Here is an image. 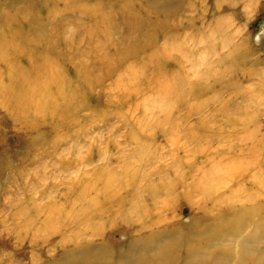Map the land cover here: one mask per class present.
<instances>
[{"label":"rangeland","instance_id":"rangeland-1","mask_svg":"<svg viewBox=\"0 0 264 264\" xmlns=\"http://www.w3.org/2000/svg\"><path fill=\"white\" fill-rule=\"evenodd\" d=\"M34 1L48 36L53 40L61 35L59 50L50 56L59 80L44 79L47 90H54L61 79L72 83L77 86L74 97L79 106L68 108L61 117L52 115L47 103L42 107L44 101L35 106L39 96L34 93L27 112L17 117L18 113L9 112V96L0 94V264H76L74 250L79 248L91 249L92 254L98 249L95 254L113 257V264H124L118 257L133 249L136 257L146 256L150 264L172 260L184 264L193 258L210 264L215 252L195 253L215 230L217 219L229 229L222 240L209 243L218 254L229 256L216 264H253L252 251L240 254L238 244L264 228V221L260 228L253 225L264 218V0H182L184 8L180 0H171L177 9L166 16L167 28L161 26L163 16L149 17L140 10L146 4L142 0L131 3L130 16L119 8L125 0H86L93 10L80 20L78 29L63 11L67 0ZM23 3L0 0V12L13 13ZM56 17H63L57 29L51 23ZM102 17L108 20L109 31L108 24L98 23ZM131 22L138 28L133 30ZM7 27L18 34L15 23ZM127 33L142 40L129 42L132 51L107 73L103 66L97 67V54L108 57L109 65L118 60L116 48ZM111 42L116 46L109 47ZM120 47L121 53L129 48ZM159 51L167 61L145 66L142 57ZM20 64L29 66L25 59ZM157 65L162 71L158 76ZM87 67L90 89L82 87L88 79L84 78ZM8 69L0 64V84L9 83L4 76ZM133 73L136 77L143 73L134 83L141 86L134 90L132 83L127 92L122 78ZM182 78L183 88L174 90L170 101L157 95L159 82L172 87ZM19 95L29 100V92ZM165 106L169 121L159 122ZM185 114L187 118L169 136L175 129L172 124ZM190 123L196 137L182 134ZM141 145L144 151L139 152ZM255 148L261 155L255 154ZM118 169L125 175L115 173ZM204 176L208 190H194V183ZM162 177L174 184L172 191L160 187ZM94 179L98 184L108 179L116 186L135 187L116 195L126 199L120 208L112 202L98 205L100 194L95 196L93 206L104 212L96 217V225L81 228L85 238L70 239L72 229L60 228L55 219L71 208L80 192L84 198L73 211L89 202L96 190L89 185L82 188ZM147 181L150 186L136 199L137 185ZM151 183L157 190L155 204ZM134 206L139 210L133 213ZM49 214L56 217L47 219ZM91 214L92 210L85 215ZM243 216H250V223L228 225ZM176 233L187 244L176 243L175 255L163 257L162 245L171 246Z\"/></svg>","mask_w":264,"mask_h":264},{"label":"bare ground","instance_id":"bare-ground-1","mask_svg":"<svg viewBox=\"0 0 264 264\" xmlns=\"http://www.w3.org/2000/svg\"><path fill=\"white\" fill-rule=\"evenodd\" d=\"M136 0H125L124 4L120 5L119 8L122 11L123 14H128L129 16L132 15V7H131V3L134 2ZM144 1L146 4H144L143 6H141L140 10L143 12H146V14L150 17L152 15H156V16H163L162 18V23L161 26L162 28H167V20H166V16L168 15H173L177 9L175 6H171L170 5V1L171 0H142ZM7 2V1H6ZM10 2V0H9ZM81 3V7L79 6ZM180 4H184V2H182V0H180ZM8 3V2H7ZM25 3V4H24ZM23 5H21L20 9L15 10L13 13H8V14H1L0 12V64L1 63H5L6 67H8L9 69L6 70V72L4 73V76L8 78L9 83L8 84H0V94L2 96L4 95H8L9 96V102L8 103V108L10 109L9 112H14L18 113L17 117H20L21 115L23 116L28 109V106H30V104L34 101V93L35 95L38 94L39 98L37 100V102L35 103V106L39 107L38 105L44 101L42 107L47 106L46 103L48 104L47 107V111H49L50 113H52V115L54 114H58V116H62L64 115L65 111L70 109H76L79 106V102L76 101V87L72 85V83H67L65 81H63L61 79V81H58V83L56 84V88H54V90H51L50 92L47 90V86L46 83L44 82V79L47 78H51V79H55L59 80L58 77V70L56 72V68L53 66L54 64L51 62L50 60V56L53 52H55V50H59L58 49V45H60V39L61 37H59L60 34L56 35V38H54L52 40L51 36H48L49 34L47 33V27L46 24H44V22L41 19V16H36L38 15V7H37V3L34 0H24ZM11 4V3H9ZM83 4V5H82ZM1 5V4H0ZM8 5V4H7ZM180 5V6H181ZM6 7V6H5ZM84 7H86L85 10ZM183 7V5L181 6ZM184 8V7H183ZM183 8H181V10H183ZM93 10V7L90 6L89 4H86V0H67V3L64 4L63 7V11L67 12V15L72 17L75 20V24L77 25V29L79 27H81L80 25V20H82L85 17V14H90L91 11ZM6 11V10H5ZM68 16H64V17H68ZM103 16V15H102ZM43 18V17H42ZM69 18V17H68ZM67 18V19H68ZM100 20L98 21V23L104 24L103 26H105L106 24H108V20L104 19L102 17L99 18ZM22 20V22H21ZM98 20V19H97ZM16 24V32L18 34H16L15 32H10L11 30H9V24ZM26 23V24H24ZM51 23H53V26L59 27L62 26L63 24V17L61 18H54V20L51 21ZM84 25V24H82ZM20 26H25V28L21 29ZM86 27V26H85ZM131 27L134 29L138 28V24L135 22H131ZM101 27H99L98 29H100ZM24 29L26 31H28V34H24ZM88 29V28H87ZM110 29V24H108L106 26V30L109 31ZM103 30V29H101ZM46 31V34L45 32ZM86 32V31H85ZM61 36V35H60ZM110 36L105 38L106 43L110 42ZM91 39H92V35H91ZM138 42L139 40H142L141 38H135L133 37V34L131 35V33H127L125 35H123V39L121 44L124 45V47L129 46V48H125L123 53H121L120 51L121 49V44H118V40L116 41V43L119 45V48L117 49V53L118 55H116L118 58V60H116L112 65L107 64L108 63V57L104 56V55H100L97 54L95 61H99L96 62L97 67L103 66L102 69H105L106 73L114 66L118 65L120 62H122V60L124 59V56L127 55L128 53H130L132 51V46L129 44V42ZM113 45L116 46L115 42L112 43L110 45H108L109 47ZM65 46H68V44L66 43ZM106 46V47H108ZM106 47L104 49H106ZM108 47V49H109ZM119 50V52H118ZM109 55V54H108ZM115 55V54H114ZM133 55H135L133 53ZM110 56V55H109ZM143 62L145 63V66H149L151 64H154V62H165L167 61L166 59L168 58L167 55H165L163 52L159 51L157 54L154 53H148L146 55H144L143 57ZM22 59H25L26 61L29 62V66L28 67H22L20 64V61ZM19 60V62H18ZM80 60V59H79ZM107 60V61H106ZM156 74L161 75L162 71L159 68V66H156ZM163 67H166L165 65ZM87 71H88V67L86 68V71L84 72V78L86 79V77L88 78L89 76L87 75ZM180 73L184 74V71H181ZM143 76V73L140 74L139 76H135V74H131L130 76H127L124 78H122L126 84L128 85V90H125L127 92L131 91L130 90V86L132 85V83H137V81L141 80V77ZM19 82H21V86L20 87H16L17 83L19 84ZM146 80H143V86L146 87ZM183 78L180 81H177L176 83H173L172 87H169L167 84H163L161 85L160 82L158 83L159 88H158V96L161 97L162 100L165 101H170L171 99V95L172 92H174V90H176L178 87L180 89H182V85L184 84ZM147 84H148V78H147ZM140 84L136 85L134 84V90H136L139 87ZM92 86V82L90 81V79L88 78L84 84L82 85L83 88H88L90 89V87ZM141 86V85H140ZM261 86V85H260ZM259 86V87H260ZM140 88V87H139ZM41 89L40 95L38 93V90ZM142 89V88H141ZM179 89V90H180ZM11 90V92H9ZM263 90V85L261 86V90L259 88V92H261ZM26 92L28 94H30L29 98V102L27 100H23L20 98V93L22 92ZM189 91V90H188ZM188 91H185V94H188ZM65 93V94H64ZM27 96V95H26ZM75 96V97H74ZM33 99V100H32ZM178 101V99H176V97H174V101ZM81 104H83L81 102ZM161 111H163V117L161 120H159V122H166L169 121V112H167V106L163 107L161 109ZM21 112V113H20ZM171 118V117H170ZM187 118L186 114L182 115L180 117V119L178 120V123L172 124L173 128H175L174 130L170 131L168 133L169 136L174 135V132L179 129L177 127H179L180 120H185ZM61 123H63L64 121H60ZM70 123V119L69 121L67 120L66 124ZM173 123V122H172ZM192 125L193 124H186L185 125V130L183 129V135L192 138V137H196V129H192ZM198 134V132H197ZM260 149V148H259ZM139 152L144 151V146L141 145L140 148H138ZM255 154L258 152V154L261 155V151L258 149H254ZM264 168V166H262ZM117 170V169H116ZM119 172H115L121 175L124 174V170L122 169H118ZM125 175V174H124ZM144 178H146V176H144ZM177 182L179 180H181L182 175H179L177 177ZM135 178H133L134 180ZM163 181L160 183V187H164L167 188L168 190L172 191V189H170L171 185H174L173 183H170L169 181H166V179H164V177H162ZM200 183H194L193 185V189L194 190H198L200 192H205L208 189V185L206 183V177L204 176ZM147 184V186H146ZM171 184V185H170ZM88 185L90 186V188L95 191V194H93L92 196H90L89 198V202L81 204V206L79 207V210H77V212L75 213L73 211L74 207H75V203H79L81 200H83V194L80 192L78 198L76 199V201L74 203H72L71 208L63 213V215L58 218L59 216H54L52 214H49L47 216V219H52L54 217H56L55 220L59 221L58 225L60 226V228H67V229H72V236L70 237V239H75L78 240V238H85V231L81 228L85 227H91L96 225V217L98 215H100L102 212H104V208H102V210H99L98 207H94L93 206V201L95 198V196H97L98 194H100V197L97 199V204L101 205L104 202H112V205L117 206L118 208L122 207L125 202L126 199L124 198H119L118 195L119 193L127 190V189H131L132 187H135L133 184L130 185H126V184H118L117 186L112 184V182L108 179H105L104 181H102L101 183L98 184V180L94 179L91 181V183L87 184L84 188H82V190H85ZM152 183H151V187H152ZM150 183L147 181L145 182V185L140 186V184L137 185L135 192L133 194L134 197H136V199L138 198L137 195H139L141 197L142 192L145 191V188L149 187ZM159 187V189H160ZM155 187H152V189H150L152 192L150 194V198L153 204H155L153 201H157V199L155 198V195L157 194V190L154 189ZM133 192V191H132ZM248 197V196H247ZM149 197L147 199H150ZM131 200V199H129ZM97 205V206H98ZM74 206V207H73ZM130 207V206H129ZM54 208V207H53ZM99 210V214H98V210ZM92 210V214L91 215H87V213L91 212ZM139 210L138 207L134 206L131 207V211L134 213V211ZM86 214V215H85ZM253 215V214H252ZM251 215V216H252ZM129 216V215H128ZM99 217V216H98ZM126 217V216H125ZM250 218V216L248 218L246 217H238L235 218L234 220H232V222L228 221V225H233V224H239L244 225L246 223H250L248 221V219ZM218 221H220L218 223ZM222 220L217 219V221H213L214 223V227L215 230L205 239L203 246L200 245L199 249L196 251L197 253H195V255L200 254L199 256H204V255H212L213 252H215V258L214 260H212V262L210 264H216V260L220 259V260H226L227 257L229 256L228 254L226 255V253L224 255L222 254H218L219 251H216L215 248H213L212 243H209L210 240L214 239V240H219L221 238V240L224 238V236H226L227 234V230L229 228L227 227H222ZM264 221V218L259 219L256 223H253L255 228H260L261 227V222ZM253 222V221H251ZM85 224L86 226H81V224ZM261 233L257 235H250L246 238H244L240 243L238 244V250L240 254L245 253L247 250L248 251H252V254L254 257L253 259H250L252 261L253 264H264V244L260 245V239L263 238L264 235V228H260ZM258 231V230H257ZM177 235L174 236V238L176 240H174L173 238V242H171V246L168 244H163L162 245V251L160 253L163 254V257H165L166 255H168L169 257H172V255H175V251H174V247H176V245L179 244H187V240L184 239V237L178 233H176ZM65 238V237H64ZM152 239H154L155 237L152 235L151 237ZM248 244H244V243H248ZM177 243V244H176ZM259 245H258V244ZM173 245V246H172ZM217 245V244H215ZM95 250V249H94ZM134 252L131 253H126V254H122L120 257H118V261L124 263V264H150L148 262V259L146 258V256H137V251L136 249H133ZM98 251V249L95 250ZM231 251V249H230ZM74 252L76 253V264H113V262H115V259L113 257H108L105 254H101V252L97 253V254H92L93 250L89 249L87 251H82V248L78 249V250H74ZM78 252V253H77ZM90 254H89V253ZM74 255V253L72 254ZM64 256V255H63ZM63 258V257H62ZM262 262V263H260ZM75 264V263H74ZM168 264H175V260L169 261ZM184 264H200L199 259H191V260H186Z\"/></svg>","mask_w":264,"mask_h":264}]
</instances>
